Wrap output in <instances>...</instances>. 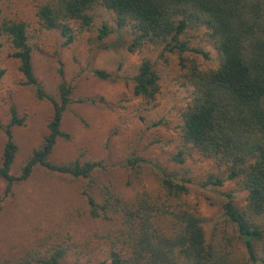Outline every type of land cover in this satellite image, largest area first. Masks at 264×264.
I'll use <instances>...</instances> for the list:
<instances>
[{
  "label": "trees",
  "instance_id": "16d2710c",
  "mask_svg": "<svg viewBox=\"0 0 264 264\" xmlns=\"http://www.w3.org/2000/svg\"><path fill=\"white\" fill-rule=\"evenodd\" d=\"M11 1V0H5ZM35 15L47 29H56L65 44L75 40V25L86 29L95 21L94 10L103 5L116 14L118 26L129 27L133 37L130 51L142 47H163L168 51L194 50V31L203 30L216 47L220 63L202 68L195 61L185 65L184 83L192 98L183 110L181 145L171 161L185 163L188 155L210 159L218 173L202 184L221 187L235 181L247 191L246 205L235 203L234 193L224 192V213L236 226L245 255L238 256L231 239L210 240L202 218L182 202L191 179L177 170H168L142 156L128 157L132 168L150 163L157 169L160 190H137L124 195L113 183L96 172L100 161L77 158L55 163L50 157L60 137L64 112L75 101L65 80L58 85L59 100L46 92L35 75L28 23L18 15L0 9V37H6L18 60L23 84L32 85L39 99L50 100L53 114L48 133L33 150L19 175L12 167L19 152L14 127L24 123L17 107H10L5 126L6 141L0 176L6 181V195L28 179L38 166L50 171L85 179L82 193L88 216L104 224L102 238L108 264H264V0H32ZM111 32L108 23L99 29V38ZM1 44V43H0ZM5 71L0 70V80ZM95 74L111 78L105 70ZM160 76L154 62L144 58L134 78L133 92L156 104ZM79 101L85 102V98ZM69 246L53 245L45 253L28 251L18 264H64ZM37 256V257H36ZM100 264V263H97Z\"/></svg>",
  "mask_w": 264,
  "mask_h": 264
},
{
  "label": "rangeland",
  "instance_id": "374dc122",
  "mask_svg": "<svg viewBox=\"0 0 264 264\" xmlns=\"http://www.w3.org/2000/svg\"><path fill=\"white\" fill-rule=\"evenodd\" d=\"M0 9L28 23L35 75L46 92L59 100L60 81L72 87L75 101L67 107L62 121V129L69 136L58 139L50 160L100 161L104 168L96 175H102L127 196L137 190H160L157 169L150 163L132 168L128 157L142 156L177 170L191 179L189 192L181 201L200 215L208 238H230L235 254L244 256L236 226L224 213L222 193L232 191L235 203L242 207L247 203V191L229 180L221 187H203L209 175L218 172L212 160L200 155H188L183 164L171 161L182 141V113L192 98L191 87L184 83L185 65L195 61L202 68H212L220 63L219 53L205 32L194 31L191 46L207 55L147 46L133 52L129 50L133 37L130 28L119 27L115 12L103 5L94 10L92 26L81 29L75 25V40L70 44H65L59 30L40 24L32 0H0ZM105 22L111 32L101 39L99 29ZM0 43V70L5 71L0 80V163L6 141L4 128L10 121V107L15 105L24 117V123L13 132L19 152L12 173L19 175L48 133L53 104L39 99L32 85L22 83L10 42L0 37ZM144 58L154 62L160 76L161 90L154 106L133 92L134 78ZM97 69L107 71L111 78H100L95 74ZM83 98L85 102L79 101ZM85 184V179L38 166L6 195V181L0 176V264H18L28 251L45 253L62 242L69 246L64 264H108L102 238L104 224L88 216L82 193Z\"/></svg>",
  "mask_w": 264,
  "mask_h": 264
}]
</instances>
